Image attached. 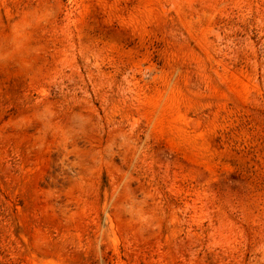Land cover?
<instances>
[{"label": "rangeland", "instance_id": "1", "mask_svg": "<svg viewBox=\"0 0 264 264\" xmlns=\"http://www.w3.org/2000/svg\"><path fill=\"white\" fill-rule=\"evenodd\" d=\"M0 264H264V0H0Z\"/></svg>", "mask_w": 264, "mask_h": 264}]
</instances>
